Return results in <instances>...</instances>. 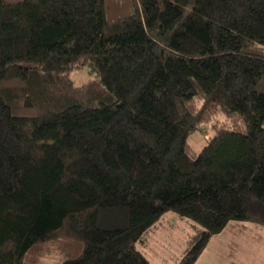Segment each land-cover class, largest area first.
<instances>
[{
  "label": "trees",
  "instance_id": "trees-1",
  "mask_svg": "<svg viewBox=\"0 0 264 264\" xmlns=\"http://www.w3.org/2000/svg\"><path fill=\"white\" fill-rule=\"evenodd\" d=\"M172 214L174 264L264 227V0H0V264H157Z\"/></svg>",
  "mask_w": 264,
  "mask_h": 264
},
{
  "label": "rangeland",
  "instance_id": "rangeland-1",
  "mask_svg": "<svg viewBox=\"0 0 264 264\" xmlns=\"http://www.w3.org/2000/svg\"><path fill=\"white\" fill-rule=\"evenodd\" d=\"M70 76L76 84H81L94 78L95 73L90 66L83 65L71 70ZM200 125L202 129L190 137L196 150L213 135L210 123ZM188 230L191 229L186 220L173 214L167 216L150 235L147 250L150 259L157 264H174L189 245ZM195 264H264V227L250 224L244 233L225 230L213 236Z\"/></svg>",
  "mask_w": 264,
  "mask_h": 264
}]
</instances>
